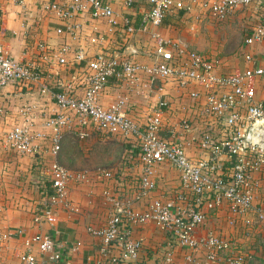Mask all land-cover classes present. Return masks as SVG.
<instances>
[{"label": "built area", "instance_id": "built-area-1", "mask_svg": "<svg viewBox=\"0 0 264 264\" xmlns=\"http://www.w3.org/2000/svg\"><path fill=\"white\" fill-rule=\"evenodd\" d=\"M1 1L20 8L23 33L31 24L38 26L44 18L61 22L63 28L55 27L54 32L70 40H75L80 30L75 19L84 17L103 20L116 31L120 26L121 40L134 30L126 18L117 17L106 0H36V12L32 15L23 0ZM132 1L124 0V4ZM146 1L149 7L141 16L138 29L150 28L152 60L147 64L138 61L133 50L130 56L109 55L103 50L88 56L81 47L72 51L68 45L54 48L32 37L33 55L19 61L10 57L0 44V86L28 85L43 92L47 88L48 65L57 66L61 71L69 68L74 71V76L65 80L56 72L58 78L54 84L57 88L52 92L56 110L53 113L36 124L32 116L34 106H21L20 121L1 134V140L9 149L25 155L37 153V142L45 139L49 143L47 150L54 155L62 130L68 128L79 139L87 136L88 127H94L105 135L133 140L141 162L133 193L121 198L103 191L102 196L111 211L103 225L86 228L99 239L100 252L116 249L121 257L135 261L141 242L132 236V229L152 221L171 234L174 244L183 250L186 264H246L244 256L234 252L228 238L212 231L197 237L195 229L203 222L204 210L218 207L222 202L228 204L233 214L254 213L264 226L263 211L256 208L247 189L251 173L264 167V106L252 97L248 86L250 79L264 76V64L220 71L216 58L187 49L179 40L164 38L157 29L166 16L188 10L187 2ZM252 1L264 4V0H213L202 5L215 18H222L228 10L247 6ZM263 39L264 21L246 31L243 44L249 46ZM245 58L252 60L250 55ZM111 80L127 88L139 82L141 87L150 90L159 82L158 92L163 91L164 83L184 90L193 116L180 118L176 129L195 138L205 157L189 158L173 128L168 137L161 136L164 100H158L151 114L140 124L123 114L124 98L101 105L98 97ZM4 114L5 110L0 107V117ZM196 127H199L197 131ZM164 161L178 171L179 188L167 199L152 198L145 209H136L132 202L144 199L155 188L151 179L152 166ZM48 175L45 200L31 217L36 225L53 224L56 207L69 206L67 186L73 179L70 171L53 162ZM102 175L106 179L112 176L109 171ZM22 233L21 229L0 230V243L13 235L21 238L20 264H52L61 259L51 236L41 233L24 236ZM171 248L168 244L163 258L166 263L171 261Z\"/></svg>", "mask_w": 264, "mask_h": 264}, {"label": "crops", "instance_id": "crops-1", "mask_svg": "<svg viewBox=\"0 0 264 264\" xmlns=\"http://www.w3.org/2000/svg\"><path fill=\"white\" fill-rule=\"evenodd\" d=\"M189 4L188 10L171 13L157 28L164 38L179 40L187 49L196 50L216 58L222 72L237 71L264 64V39L246 46L243 38L246 31L264 21V4L251 2L247 6L234 7L222 17L215 18L202 4L213 0H184ZM31 15L36 12V0H23ZM117 17L123 16L134 28L133 32L119 38L120 26L110 29L103 20H92L89 17L75 19L80 30L75 40L64 34H56L55 27L63 24L56 19L44 18L38 26L32 25L23 33L20 8L9 2H0V44L7 54L15 60H24L33 55L32 39L48 43L54 48L68 45L72 51L81 47L91 56L97 50L118 56H130L131 50L135 58L147 64L152 60V40L149 29H138L141 16L148 10L146 0H133L125 5L124 0H106ZM31 20V19H28ZM250 55L252 60H246ZM29 56V57H30ZM71 52L67 54L70 58ZM45 73L47 88L39 92L31 86L7 84L0 86V107L5 114L0 117V136L20 121L19 109L24 105H33V120L38 124L40 119L53 113L56 107L52 92L56 90L54 80L56 72L60 79L74 76L73 68L61 71L59 67L48 65ZM159 82L150 90L141 87L140 83L127 88L114 80L103 88L98 102L107 106L118 98H124L122 112L125 116L140 124L151 114L158 100L166 102L162 112L161 136L168 137L170 129L176 132V138L191 159L204 158L198 149L196 139L190 134H183L176 129V123L183 117H192L188 108L189 100L184 90L177 89L171 83L163 84V91H156ZM252 97L264 106V76L249 80ZM80 87V86H79ZM78 87V89H79ZM76 88L75 90L78 91ZM37 129L39 127L37 126ZM199 127H196V131ZM74 138V142L71 140ZM37 153L16 154L8 152L9 148L0 137V230L14 231L21 229L22 235L34 233L47 234L55 241V248L61 259L52 264H186L183 250L178 248L171 234L152 221L132 229V236L139 239L141 249L135 261L121 257L116 249L107 253L99 250V239L88 233L87 227H99L107 219L111 206L101 197L95 200V194L108 191L121 198L130 197L141 172V162L136 153L133 140L105 135L94 127H88L87 136L79 139L72 130L63 129L57 145L56 153L47 150L48 140H39ZM14 152L12 149H10ZM55 162L70 171L73 179L68 183L67 196L69 206L56 207V221L53 224L33 223L32 214L39 210L45 200V190L41 184L37 193L30 195L21 191V187H12L1 181L24 174L30 166L32 175L47 174L51 164ZM33 166V167H32ZM35 169L33 172L31 169ZM109 171L112 176L106 179L102 173ZM49 177V176H48ZM151 179L155 188L144 199L132 202L138 210L145 209L152 198L167 199L178 187V171L168 162L156 163L151 168ZM48 181V180H47ZM8 185V186H7ZM247 189L252 195V202L264 215V167L253 171L247 182ZM7 192V194H3ZM22 194V195H21ZM22 196V197H19ZM119 198V197H118ZM131 202V201H130ZM207 231L215 232L232 242L234 252L241 253L246 264H264V226L256 220L254 213L233 214L226 202L218 207L204 210L203 222L196 227L197 237ZM171 244V261L164 262V254ZM21 238L11 236L0 243V264H20ZM202 255V254H201Z\"/></svg>", "mask_w": 264, "mask_h": 264}, {"label": "rangeland", "instance_id": "rangeland-1", "mask_svg": "<svg viewBox=\"0 0 264 264\" xmlns=\"http://www.w3.org/2000/svg\"><path fill=\"white\" fill-rule=\"evenodd\" d=\"M72 139V138H71ZM72 142H74V138L71 140ZM8 152L10 153L11 156H15L17 153L16 152H12L10 149L8 150ZM33 167V166H32ZM30 170V166H28L26 168V171L24 174H19L16 176H12V177H8L5 178L4 180L1 178V181H4L6 184H11L12 187H21L22 190H19L18 192H16L17 194L21 193V191H25V193L29 194L30 193H37L38 191V186L39 184H41L42 181V185L45 187H47L48 184V173L45 175L44 174H40V175H32L31 173H29ZM35 169H31V171L33 172ZM8 186V185H7ZM7 194V192H3L2 196H4L3 194ZM22 195V194H21ZM96 198L95 200L97 202L101 201V197H102V193L100 191H98V193L95 194ZM22 197V196H19Z\"/></svg>", "mask_w": 264, "mask_h": 264}]
</instances>
